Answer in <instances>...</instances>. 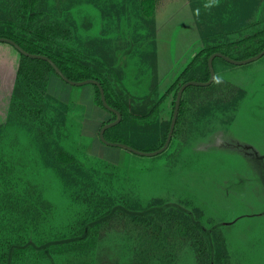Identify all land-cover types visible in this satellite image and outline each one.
Wrapping results in <instances>:
<instances>
[{
    "label": "rangeland",
    "instance_id": "1",
    "mask_svg": "<svg viewBox=\"0 0 264 264\" xmlns=\"http://www.w3.org/2000/svg\"><path fill=\"white\" fill-rule=\"evenodd\" d=\"M155 3L145 19L141 0H0V23L40 32L51 51L76 49L137 100L159 96L155 123L128 124L125 135L153 149L177 90L204 79L207 50L241 56L264 36V0ZM21 64L0 43V264H264V56L215 59L213 83L185 90L172 142L154 157L98 140L97 110L85 118L93 85L38 62L19 74ZM59 241L49 254L15 249L10 262L14 245Z\"/></svg>",
    "mask_w": 264,
    "mask_h": 264
},
{
    "label": "trees",
    "instance_id": "2",
    "mask_svg": "<svg viewBox=\"0 0 264 264\" xmlns=\"http://www.w3.org/2000/svg\"><path fill=\"white\" fill-rule=\"evenodd\" d=\"M155 2L156 0H141L140 5H141V9L144 11L146 15V16L145 15L143 16L145 19H147L148 17H151V15L152 16L154 15L155 5H156ZM28 31H29L28 29L20 27L19 25H17L15 22H12V21L0 23V38H7V39H10L16 42L22 49H24L30 54L43 55V56L49 57L59 67V69L64 73V75L70 80L75 81V82H81L85 80L95 79V80H98L102 84L105 90V95H106L108 104L114 109L118 110L122 114V121L117 126L111 129H108L105 132V139L107 141L112 142V143L127 144L137 150L144 151V152L157 151L164 146L166 139H167L168 132H169L172 117L169 121L167 132L164 136L163 142L157 145L156 147H154L153 149H141V148L135 147L132 145V143H130L125 138V135L128 133V130H129L128 124H133L138 121L141 123L147 122L148 124L155 123L157 115L159 113L160 105H161V100L159 96H156L154 92H151L145 96H142L139 100H137V98H135L130 93V91L122 90L121 84L118 81V79H113L114 71L111 70L107 72L103 66L94 65L90 61H85L84 59H82L81 55L77 53L79 51H77L75 48H74L75 49L74 51H72V49L70 50V48H68L69 51H66V48H64L66 51L65 52L60 49H52L51 51V48L49 50V47L47 46L48 44L46 46H40L39 45L40 43L45 42L47 40V36H43V34H41L40 32L38 34L34 33L31 30L30 31L32 32L33 35L28 36L26 35V32ZM10 47L14 49L12 46ZM263 50H264V36L258 37L255 40L254 44H247V46H244L241 51L243 52L241 56L237 55L239 52H236L237 53L236 57H234L233 55L229 54L227 51H224L222 49H218L215 47L209 48L204 55V59H205L204 60V65H205L204 75L205 76H204V79H202L200 82H207L210 78L208 59L210 58L212 54L220 52L236 60H245L247 58H250V57H253L259 54ZM19 55H20V60L22 61L21 67L18 71L19 74H22L23 72L27 74V70H28L27 68L30 67V62L42 63L43 65H46L48 67L50 72L51 71L54 72L50 64L46 61L31 59L20 53ZM196 55L198 56L199 54L196 53ZM197 56L190 59V63H192L197 58ZM184 69L186 70L187 67ZM188 81H193V80L190 79ZM94 88H95L94 100L96 101L97 105L102 110H105L110 115V118L103 124L104 126L116 120V115L107 111L104 108L102 101H101L100 91L96 86H94ZM189 88H194V87H189ZM20 91H21L20 88L16 87L13 94L20 97L22 95ZM177 92L175 93V98L177 96ZM181 107H182V103H181ZM181 107H180V110H181ZM119 132H122L124 136H121ZM98 140H100V138H98ZM170 206H171L170 204H166L161 207H151L147 210H144L138 213L131 212L130 214L134 216L147 217L159 210L168 209V207ZM115 210H124V209L116 208L114 209V211ZM114 211H112V213H114ZM124 211L128 213L127 210H124ZM87 237H88V230H85V232L81 236L73 238V239H68V241H72V242L82 241V240H85ZM60 242L62 241L50 242V243L41 244V245H37L32 242H29L23 246L14 245L10 250V254H11L10 262L12 260V257H11L12 253H14L15 249H25V248L31 247L35 250H43L45 254H49L48 253L49 245L58 244ZM78 259L80 262L77 263L73 261L72 263L81 264L84 257L79 256ZM69 262L68 264H71Z\"/></svg>",
    "mask_w": 264,
    "mask_h": 264
},
{
    "label": "water",
    "instance_id": "3",
    "mask_svg": "<svg viewBox=\"0 0 264 264\" xmlns=\"http://www.w3.org/2000/svg\"><path fill=\"white\" fill-rule=\"evenodd\" d=\"M0 43H4V44H8V45L12 46L16 51H18L20 54H22L28 58L43 60V61L48 62L50 64V66L52 67V69L54 70V72L64 82H66L72 86H76V87H82L85 85L96 86L100 91L101 101H102L104 108L107 111L116 115V120L104 125L101 128V130L99 132L100 141L103 144H106L108 146L121 148V149L126 150L128 152H131L133 154H136L139 156H144V157L158 156V155L162 154L163 152H165L169 148L171 141H172V138H173V135H174V132H175V129H176L177 120L179 117V112H180V107H181V102H182V98H183V94H184L185 90L189 87H208L213 83L215 76H216L214 66H213V62L215 59L220 58V59H223L226 62H228L230 64H234V65H246V64L252 63L254 61H257L264 56V50L262 52H260L259 54L255 55L253 57L247 58L245 60H235V59H232L229 56H226L220 52L212 54L210 56V58L208 59V67H209V71H210L209 80L207 82L188 81V82H185L179 88V90L177 92V96H176V102H175V107H174V111H173V116H172V120H171V124H170V128H169V132H168L167 139H166L164 146L157 151L144 152V151L137 150V149H135V148H133L127 144L112 143V142H109L105 139V132L108 129H111V128L117 126L122 121V114L118 110L114 109L113 107H111L108 104L107 99H106V95H105V90H104L102 84L98 80L90 79V80H85V81H81V82L72 81L64 75V73L59 69V67L49 57L43 56V55L30 54L27 51H25L24 49H22L16 42H14L10 39H7V38H0ZM195 55H196V53H195ZM195 55H193V57H195Z\"/></svg>",
    "mask_w": 264,
    "mask_h": 264
},
{
    "label": "crops",
    "instance_id": "4",
    "mask_svg": "<svg viewBox=\"0 0 264 264\" xmlns=\"http://www.w3.org/2000/svg\"><path fill=\"white\" fill-rule=\"evenodd\" d=\"M94 97H95V94H94ZM80 101L84 102L83 99H81ZM84 103L86 104V102H84ZM89 109L90 110L93 109L95 111L97 110V114H98L97 119L95 118L96 120L95 119L93 120L94 121L93 122L94 123V129H95V130H93V133H96V132L99 133L103 124L110 118V115L108 113L104 112L98 105H95L94 99H92L91 107L87 108V105H86V115H85L86 119H87L86 116H87Z\"/></svg>",
    "mask_w": 264,
    "mask_h": 264
},
{
    "label": "clouds",
    "instance_id": "5",
    "mask_svg": "<svg viewBox=\"0 0 264 264\" xmlns=\"http://www.w3.org/2000/svg\"><path fill=\"white\" fill-rule=\"evenodd\" d=\"M213 2H214V0H213ZM206 7H210L211 6V4H208V5H205ZM219 82V81H218Z\"/></svg>",
    "mask_w": 264,
    "mask_h": 264
}]
</instances>
